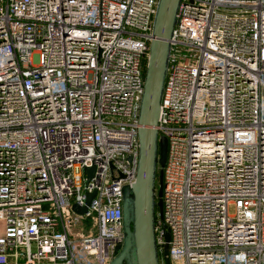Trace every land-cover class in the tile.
Instances as JSON below:
<instances>
[{"label":"built area","instance_id":"2783aa9c","mask_svg":"<svg viewBox=\"0 0 264 264\" xmlns=\"http://www.w3.org/2000/svg\"><path fill=\"white\" fill-rule=\"evenodd\" d=\"M158 2L0 0V264L112 263ZM158 130L161 264L167 230L172 264H264V0L181 1Z\"/></svg>","mask_w":264,"mask_h":264},{"label":"water","instance_id":"95a60500","mask_svg":"<svg viewBox=\"0 0 264 264\" xmlns=\"http://www.w3.org/2000/svg\"><path fill=\"white\" fill-rule=\"evenodd\" d=\"M182 0H159L153 23V39L145 71L140 106V157L135 183L124 187V240L111 264H161L156 237V217L162 213L163 167L167 158V139L159 134L161 102L171 52V40L178 22ZM91 177L94 167L86 168ZM159 178V179H158ZM158 187V188H157ZM96 192L88 193L87 205L74 210L86 213ZM157 208L159 212H157ZM165 264L169 257L170 232L165 233Z\"/></svg>","mask_w":264,"mask_h":264},{"label":"rangeland","instance_id":"374dc122","mask_svg":"<svg viewBox=\"0 0 264 264\" xmlns=\"http://www.w3.org/2000/svg\"><path fill=\"white\" fill-rule=\"evenodd\" d=\"M93 225H94V229H95L96 228V225H97L96 220L94 221ZM3 227H4V222L2 220H0V234H3L4 233V228ZM71 231L74 232L75 235H78L79 236V235H81V234L84 233L83 232L84 231L83 230V225L80 224V223H74V224L71 225Z\"/></svg>","mask_w":264,"mask_h":264},{"label":"trees","instance_id":"16d2710c","mask_svg":"<svg viewBox=\"0 0 264 264\" xmlns=\"http://www.w3.org/2000/svg\"><path fill=\"white\" fill-rule=\"evenodd\" d=\"M159 211V209L157 208V212Z\"/></svg>","mask_w":264,"mask_h":264}]
</instances>
